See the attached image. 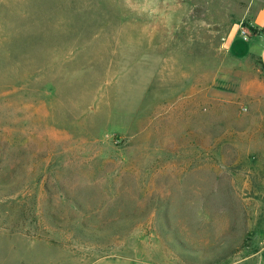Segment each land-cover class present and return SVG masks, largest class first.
<instances>
[{
  "label": "rangeland",
  "instance_id": "374dc122",
  "mask_svg": "<svg viewBox=\"0 0 264 264\" xmlns=\"http://www.w3.org/2000/svg\"><path fill=\"white\" fill-rule=\"evenodd\" d=\"M250 21L264 0H0V264H264Z\"/></svg>",
  "mask_w": 264,
  "mask_h": 264
},
{
  "label": "crops",
  "instance_id": "0c3cea01",
  "mask_svg": "<svg viewBox=\"0 0 264 264\" xmlns=\"http://www.w3.org/2000/svg\"><path fill=\"white\" fill-rule=\"evenodd\" d=\"M246 30L248 31V33H250L249 36V40L247 38V40H242L243 41H249L251 42V46L246 50V52L242 51V52H238L236 49L232 48V52L234 54L237 55H242L243 57H252V56H256L259 58L260 62H261V56H260V48L262 49L263 42H264V27L257 25L256 23H254L253 21H250V23L248 24V28H246ZM254 30V33H252V31ZM252 33V34H251ZM262 64V62H261ZM263 66V64H262ZM264 68V66H263Z\"/></svg>",
  "mask_w": 264,
  "mask_h": 264
},
{
  "label": "built area",
  "instance_id": "2783aa9c",
  "mask_svg": "<svg viewBox=\"0 0 264 264\" xmlns=\"http://www.w3.org/2000/svg\"><path fill=\"white\" fill-rule=\"evenodd\" d=\"M242 35H243V38H244V39H247V36H246V34H245L244 32H243Z\"/></svg>",
  "mask_w": 264,
  "mask_h": 264
},
{
  "label": "trees",
  "instance_id": "16d2710c",
  "mask_svg": "<svg viewBox=\"0 0 264 264\" xmlns=\"http://www.w3.org/2000/svg\"><path fill=\"white\" fill-rule=\"evenodd\" d=\"M252 33H254V30L252 31Z\"/></svg>",
  "mask_w": 264,
  "mask_h": 264
}]
</instances>
